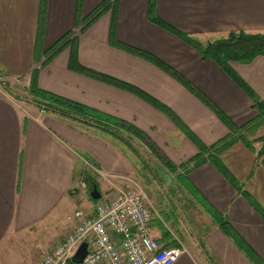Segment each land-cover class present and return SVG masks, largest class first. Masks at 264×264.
I'll use <instances>...</instances> for the list:
<instances>
[{"label":"crops","instance_id":"crops-1","mask_svg":"<svg viewBox=\"0 0 264 264\" xmlns=\"http://www.w3.org/2000/svg\"><path fill=\"white\" fill-rule=\"evenodd\" d=\"M102 1L83 0L81 17ZM148 2L116 0L114 9L110 5L81 31L84 22L74 25L76 0H47L42 53L35 62L40 0H0V75L9 87L0 92V264H38L39 256L72 231L77 223L76 210L95 214V201L86 194L87 186L81 187L85 182L79 173L82 167L91 166L94 179H100V183H104V175L134 178L140 168L131 150L111 135L16 99L10 80L23 79L26 86L32 70L37 69L41 89L129 122L143 132V145L155 167L163 165L151 153V146L176 166L198 154L193 141L149 101L70 69V45L45 62L44 52L66 32L72 31L70 38L75 39L76 57L82 66L131 85L167 107L205 146L224 138L229 132L227 126L162 68L111 45L108 31L113 16L119 42L169 66L234 125L241 126L256 116L249 96L219 66L202 59L195 48L149 21ZM155 13L202 43L230 31L264 33V0H155ZM230 66L264 100V55L246 64L231 61ZM260 145L253 143L255 151ZM219 159L264 213V155L259 159L256 152L236 142L221 152ZM175 179L191 209L203 213L201 222L190 221L188 226L185 216L175 213L177 208L168 202L169 192L162 190V196L158 193L149 234L160 245L173 242L170 246L185 248L171 264H257L219 228L202 202L224 216L233 232L264 264V218L210 161L191 169L184 180ZM75 200L84 207L75 209L71 218L68 208Z\"/></svg>","mask_w":264,"mask_h":264},{"label":"trees","instance_id":"trees-1","mask_svg":"<svg viewBox=\"0 0 264 264\" xmlns=\"http://www.w3.org/2000/svg\"><path fill=\"white\" fill-rule=\"evenodd\" d=\"M82 2L83 0H76L74 20L75 26H78L81 22H84V25L80 29L81 31L86 29V27H88L93 21H95L104 11L108 9L110 5L114 9L116 0H103L97 7L94 8L92 12H90L84 18L81 17ZM46 8L47 0H40L35 48L33 55V59L35 62L40 60V55L42 53L41 45L44 35ZM147 15L150 22L174 34L182 41L195 48L199 52L202 59L212 60L217 66H219V68H221L249 96L252 102V108L257 113L256 116L241 126L234 125L231 120L225 114H223L206 96H204L200 91H198L195 87L188 83L181 75H179L169 66L165 65L147 52L119 42L115 36V16H113L111 20L108 31L109 43L117 48L123 49L127 52L133 53L153 62L155 65L159 66L179 82H181L197 98H199V100H201L209 109H211L213 113L227 126L229 132L224 138L220 139L210 146L201 144L193 135V133L189 129H187L167 107L159 104L157 101L148 97L145 93L131 85L123 83L112 77L96 73L95 71L82 66L78 62L76 57L75 39L74 37L70 38V36L72 35V31L66 32L53 44V46H51L50 49L44 52L47 56L45 62H48L64 47L70 45V54L68 60V67L70 69L99 79L103 82L127 89L149 101L155 107L159 108L175 123V125L181 130L183 134H185L191 141H193V143L198 148L197 155H195L187 162L176 166L171 161L161 156L155 150V148L151 146V153H153L154 156L162 161V164L168 169V171L171 173H175L178 178L184 180L186 174L191 169L200 166L206 161H210V163L237 189V191L241 195L246 198V200L253 206V208H255V210L264 218V213L261 211V209L258 208V206L253 202L252 198L243 191L241 185H239L235 181V179L231 176V174L227 171V169L223 166L219 159V154L227 148L231 147L236 142H241L250 151L256 152V156L259 159L264 155V134H256V132L264 126V100L259 99L257 95L251 90V88L238 75L234 73L233 69L230 66L231 61L246 64L251 62L256 56L264 55V33L246 32L242 30L230 31L225 36L202 43L194 36L177 30L166 21L159 18L155 13V0H149ZM37 76L38 70L33 69L30 75L28 88L26 89L27 94L25 96L15 94L16 99L29 102L42 112L52 113L60 118L67 119L69 121H75L83 125L95 127L102 132L111 135L113 138L120 140L132 152L138 154L136 148L124 136L123 131L126 133L128 132L130 136H135L139 141L144 143L145 136L143 132L134 127L129 122L107 115L83 104L41 89L38 86ZM4 86V88H9L6 82H4ZM255 142H260L261 144L257 151H255L253 147V143ZM79 173H82V177L89 191L91 190L93 184H95L98 188V183L94 179V174L92 175L90 172H88L87 169H84L83 167L81 168V170H79ZM194 196L196 200L199 199L196 195ZM89 198L92 201H96L93 200L90 196ZM202 205L207 213H209L212 220L226 235L231 237L240 248L247 251L254 262H256L257 264H262L260 260L255 255H253L249 248L233 232L224 216L216 212L206 202H202ZM172 244L173 242H170L169 245L164 244L161 246L169 247ZM66 264L75 263H73L71 259H68Z\"/></svg>","mask_w":264,"mask_h":264},{"label":"built area","instance_id":"built-area-1","mask_svg":"<svg viewBox=\"0 0 264 264\" xmlns=\"http://www.w3.org/2000/svg\"><path fill=\"white\" fill-rule=\"evenodd\" d=\"M104 180L110 191L95 201V214L76 210L72 231L46 251L38 264H66L83 241L88 252L78 264H171L185 251L180 246L162 247L151 237L153 207L135 179L104 175ZM85 186L82 182L81 187Z\"/></svg>","mask_w":264,"mask_h":264},{"label":"rangeland","instance_id":"rangeland-1","mask_svg":"<svg viewBox=\"0 0 264 264\" xmlns=\"http://www.w3.org/2000/svg\"><path fill=\"white\" fill-rule=\"evenodd\" d=\"M7 79L0 80V92L5 87L4 82H6ZM15 85V89L10 88L18 95L25 96L27 94L26 89L28 88L29 83L25 86L23 79H12L10 80ZM24 86V87H23ZM124 136L131 142V144L136 148L138 151V154H135V152H132L135 158L138 160L139 167L138 170H135V176L133 179H135L143 188L144 191L153 207V213L155 211V200H157L158 193H162L161 191H168L170 196L168 198V202L172 204V206L177 209H175V213L181 214L182 218L183 215L185 216V223L190 226V221L193 222H201L202 217L200 215L203 213V210H200V213H196L195 210L191 209L189 204L186 200V195L182 191L180 187H178V184L174 183L176 182V176L175 173H171L168 171V169L162 164L163 166L155 167L153 166L155 161L152 162L150 158V153H148L145 150V147L143 145V142L139 141L138 138L135 136H130V134L123 131ZM257 135L264 134V126L261 127L257 132ZM118 142H120L122 145H125L120 140L116 139ZM126 146V145H125ZM127 147V146H126ZM87 163V162H86ZM86 165V164H85ZM86 168L88 172L92 174L93 169L91 166L86 165ZM98 182V190L101 193V196H104L105 193L110 191L109 185L106 180L102 181L104 183H100L101 180H97ZM86 194L89 197V190L86 188ZM164 193L161 194V196ZM160 197V196H159ZM92 201V200H91ZM84 205H82L80 200H75L72 205L69 206V215L71 218H73V212L75 209L80 208L83 209ZM187 207V208H186ZM184 208V209H183ZM185 211V213H183ZM164 212L161 211V215H163ZM165 213H169L168 211ZM191 214V215H190ZM195 217V219L191 218L190 216ZM156 227L161 228L162 226H159L158 224H154ZM172 235L175 236V234L171 231ZM182 237V235H181ZM186 240L190 239V236L185 235ZM41 256H39L37 262H39Z\"/></svg>","mask_w":264,"mask_h":264},{"label":"water","instance_id":"water-1","mask_svg":"<svg viewBox=\"0 0 264 264\" xmlns=\"http://www.w3.org/2000/svg\"><path fill=\"white\" fill-rule=\"evenodd\" d=\"M89 196L93 200H97L100 198L101 193L95 184L92 185L91 190L89 191ZM87 247L88 245L86 241L81 242L78 248L76 249L75 253L72 255L71 261L75 264L80 263L88 252Z\"/></svg>","mask_w":264,"mask_h":264}]
</instances>
